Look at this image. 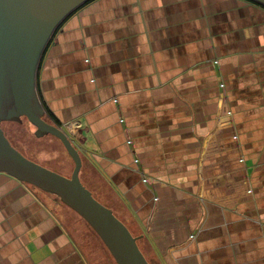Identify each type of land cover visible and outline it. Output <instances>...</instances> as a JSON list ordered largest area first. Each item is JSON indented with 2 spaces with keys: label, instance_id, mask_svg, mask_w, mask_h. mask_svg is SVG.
I'll return each mask as SVG.
<instances>
[{
  "label": "crops",
  "instance_id": "1",
  "mask_svg": "<svg viewBox=\"0 0 264 264\" xmlns=\"http://www.w3.org/2000/svg\"><path fill=\"white\" fill-rule=\"evenodd\" d=\"M36 84L152 264H264L263 4L89 0ZM0 264L116 262L56 196L0 172Z\"/></svg>",
  "mask_w": 264,
  "mask_h": 264
},
{
  "label": "water",
  "instance_id": "2",
  "mask_svg": "<svg viewBox=\"0 0 264 264\" xmlns=\"http://www.w3.org/2000/svg\"><path fill=\"white\" fill-rule=\"evenodd\" d=\"M88 0H0V172L56 196L81 216L102 240L116 264H150L114 211L82 183V158L58 124L45 119L37 94V69L58 25ZM264 5V0H254ZM34 127L37 138H57L74 163L69 177L19 152L1 128L4 121Z\"/></svg>",
  "mask_w": 264,
  "mask_h": 264
},
{
  "label": "rangeland",
  "instance_id": "3",
  "mask_svg": "<svg viewBox=\"0 0 264 264\" xmlns=\"http://www.w3.org/2000/svg\"><path fill=\"white\" fill-rule=\"evenodd\" d=\"M47 120L50 119L47 118ZM1 128L9 142L24 156L59 174L67 177L71 175L74 167L73 160L57 138L51 135L41 138L35 137L33 135L34 127L27 121H23L22 123L4 121L1 123ZM99 177L92 164L82 159L80 173L82 183L92 192L97 200L111 208L115 214L120 215L119 210L115 209V211L113 209L114 206L113 208L110 207L112 202L109 200L110 197L106 195L108 192L101 187L102 183ZM138 245L141 248L140 243Z\"/></svg>",
  "mask_w": 264,
  "mask_h": 264
},
{
  "label": "built area",
  "instance_id": "4",
  "mask_svg": "<svg viewBox=\"0 0 264 264\" xmlns=\"http://www.w3.org/2000/svg\"><path fill=\"white\" fill-rule=\"evenodd\" d=\"M223 86V84H221ZM58 124L59 128L62 129L71 139L73 143H75L74 139L78 136V132L74 130V126L71 122L62 124V123H56ZM142 180L146 182L148 179L143 175Z\"/></svg>",
  "mask_w": 264,
  "mask_h": 264
},
{
  "label": "trees",
  "instance_id": "5",
  "mask_svg": "<svg viewBox=\"0 0 264 264\" xmlns=\"http://www.w3.org/2000/svg\"><path fill=\"white\" fill-rule=\"evenodd\" d=\"M88 1H89V0H88ZM250 1H253V2H255V3H258V2L254 1V0H250ZM85 3H86V2H85ZM82 5H83V4H82ZM82 5H81V6H82ZM81 6H79L78 8H80ZM75 10H76V9H75ZM75 10H74V11H75ZM68 16H69V15H68ZM68 16H67V17H68ZM67 17H66V18H67ZM64 20H65V19H64ZM62 22H63V21H62ZM62 22L58 25V27L56 28L55 32L60 28ZM55 32H54V33H55ZM54 33H53V35H54ZM53 35H52V36H53ZM51 38H52V37H51ZM50 40H51V39H50ZM50 40H49V42H50ZM49 42H48V43H49ZM47 45H48V44H47ZM50 116H51V115H50ZM114 213H115V212H114ZM115 215H116L121 221H123V220L118 216V214H115ZM123 222H124V221H123ZM124 223H125V222H124ZM125 224H126V223H125ZM126 225H127V224H126ZM127 227H128V226H127ZM128 228H129V227H128ZM133 235H134V234H133ZM135 236H136V235H135ZM138 244H139V240H138ZM140 249H141V248H140ZM141 251H142V250H141ZM142 252H143V251H142ZM144 255H145V254H144ZM145 257H146V259L149 261V263L152 264V262L148 259V257H147L146 255H145Z\"/></svg>",
  "mask_w": 264,
  "mask_h": 264
},
{
  "label": "flooded vegetation",
  "instance_id": "6",
  "mask_svg": "<svg viewBox=\"0 0 264 264\" xmlns=\"http://www.w3.org/2000/svg\"><path fill=\"white\" fill-rule=\"evenodd\" d=\"M25 121V120H24Z\"/></svg>",
  "mask_w": 264,
  "mask_h": 264
}]
</instances>
